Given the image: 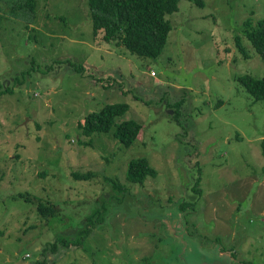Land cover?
Masks as SVG:
<instances>
[{"label":"rangeland","instance_id":"374dc122","mask_svg":"<svg viewBox=\"0 0 264 264\" xmlns=\"http://www.w3.org/2000/svg\"><path fill=\"white\" fill-rule=\"evenodd\" d=\"M33 1L0 0V264H264V100L237 80L263 76L243 32L264 0H180L156 59L94 36L87 0ZM109 103L142 126L130 147L116 123L80 133ZM137 157L157 170L142 185L126 180ZM92 212L78 246L50 250Z\"/></svg>","mask_w":264,"mask_h":264},{"label":"trees","instance_id":"16d2710c","mask_svg":"<svg viewBox=\"0 0 264 264\" xmlns=\"http://www.w3.org/2000/svg\"><path fill=\"white\" fill-rule=\"evenodd\" d=\"M190 1L194 2L198 7L204 6V0ZM179 2L180 0H87V8L94 36L103 33V39L108 44L121 46L138 57L156 59L162 54L169 34L172 31V24L166 18V15L178 11ZM15 3H20L21 8L27 7L30 10H33L35 6L33 0H16ZM244 27L245 32H243V35L245 39L252 44L262 59L263 76L257 79L245 74L237 80L256 101L264 100V18L258 20L257 23L246 20ZM240 40V38L235 39V46L241 55L249 58ZM74 71L83 73L82 68L81 70L75 68ZM4 92L7 93V90L0 83V95ZM181 102L175 103V108ZM128 108L127 103H109L101 110L88 113L78 125L81 135L89 138L95 134L110 133L116 123V118L124 114ZM176 116L177 113L175 112L173 117L176 118ZM141 128L142 126L139 122L133 119L125 120L116 123V130L113 136L120 140L124 146L130 147L134 140L139 137ZM72 175L77 180H85L95 176L89 171L85 173L74 172ZM156 176L157 170L144 157L134 158L128 164L126 173L128 182L142 185L147 177L154 178ZM106 180L121 189L126 185L120 181L114 183L113 180ZM198 184L199 182L194 185L193 189L199 190ZM22 197L27 200L30 199L28 195H22ZM36 210L40 216H46L55 211V206L49 201L38 200ZM96 214L97 212L87 214L85 229L83 228L84 230L82 229L78 232V237L74 241L57 239L51 244L50 250L55 253L57 251V243H61L67 248L68 246H78L80 237L83 238L84 234L88 235L92 230H90V226L93 224V220L96 219Z\"/></svg>","mask_w":264,"mask_h":264},{"label":"built area","instance_id":"2783aa9c","mask_svg":"<svg viewBox=\"0 0 264 264\" xmlns=\"http://www.w3.org/2000/svg\"><path fill=\"white\" fill-rule=\"evenodd\" d=\"M151 76H154L155 75V73L154 72H151V74H150Z\"/></svg>","mask_w":264,"mask_h":264}]
</instances>
